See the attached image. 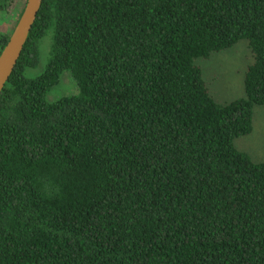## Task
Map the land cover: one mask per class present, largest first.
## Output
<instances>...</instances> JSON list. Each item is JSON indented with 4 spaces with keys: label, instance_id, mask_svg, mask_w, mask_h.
I'll use <instances>...</instances> for the list:
<instances>
[{
    "label": "trees",
    "instance_id": "16d2710c",
    "mask_svg": "<svg viewBox=\"0 0 264 264\" xmlns=\"http://www.w3.org/2000/svg\"><path fill=\"white\" fill-rule=\"evenodd\" d=\"M242 39L218 102L197 60ZM256 105L264 0H43L0 95V264H264Z\"/></svg>",
    "mask_w": 264,
    "mask_h": 264
},
{
    "label": "rangeland",
    "instance_id": "374dc122",
    "mask_svg": "<svg viewBox=\"0 0 264 264\" xmlns=\"http://www.w3.org/2000/svg\"><path fill=\"white\" fill-rule=\"evenodd\" d=\"M26 3L27 0H15L0 13V34L12 33ZM253 61L249 41L242 39L231 48L215 52L210 58L198 59L197 63L203 69L212 95L224 103L245 96V74ZM77 91L71 74L65 72L48 97L53 101ZM235 144L238 149L249 153L253 160L264 161V105L255 106L252 132L237 138Z\"/></svg>",
    "mask_w": 264,
    "mask_h": 264
},
{
    "label": "water",
    "instance_id": "95a60500",
    "mask_svg": "<svg viewBox=\"0 0 264 264\" xmlns=\"http://www.w3.org/2000/svg\"><path fill=\"white\" fill-rule=\"evenodd\" d=\"M42 3L43 0H27L14 30L0 53V95L18 63Z\"/></svg>",
    "mask_w": 264,
    "mask_h": 264
}]
</instances>
